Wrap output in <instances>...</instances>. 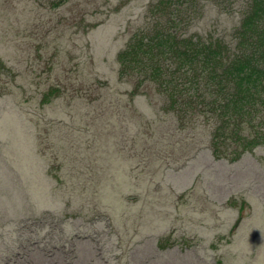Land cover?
Segmentation results:
<instances>
[{"label":"rangeland","instance_id":"rangeland-1","mask_svg":"<svg viewBox=\"0 0 264 264\" xmlns=\"http://www.w3.org/2000/svg\"><path fill=\"white\" fill-rule=\"evenodd\" d=\"M155 1L0 0V132H6L10 139L0 137L5 141H0V168L5 162L10 167L0 172V182L14 192L22 191V184L15 179L19 177L15 159L29 182V170L39 162L25 142L24 133L29 129L30 138L50 147L48 163L55 161L58 168L66 167L59 174V183H53L56 189H49L45 167L33 177L30 197L34 210L52 209L69 216L61 227L62 234L72 236L76 229V238H80L73 246L59 241V226L46 215L44 234H39L44 240L37 242L31 236L20 247L19 236L10 233L13 237L8 240L7 254L0 252V264H69L73 255L77 257L73 264H175L177 260L184 264H222L226 245L212 251L203 236L208 232L229 235L225 227L232 228L237 220L232 218L233 208L243 219L241 224L247 214H252L254 204L264 214V148L245 153L235 164L215 162L205 152L208 148L200 150L212 124L205 127L195 121L192 124L204 130L186 135L176 132L177 120L172 113L161 111L158 97L156 105L146 98L139 100L142 108L133 104L132 108L124 107L119 101L124 100L121 88L130 80L118 79L117 53L125 47L131 31L140 30L143 24L145 28L151 26L154 18L163 24L165 13H173L172 3L164 12H157ZM170 1L181 2L178 7L182 11L194 3L204 5L206 15L196 28L202 34L215 23L228 28L212 0ZM51 90L55 91L49 103L52 106L44 107V111L49 110L52 116L40 119L38 129L30 126L34 134L24 120L32 122L29 111L34 114L39 106L21 103L28 99L36 102ZM57 94L60 98L53 100ZM58 117L73 126L61 142L47 135ZM22 140L25 146L21 149ZM12 144L17 148L16 157L8 153ZM58 146L65 148L62 155ZM120 154L122 157L117 158ZM246 173L249 185L245 184ZM129 177L139 192L147 190L159 196L147 203L153 211L151 217L166 222L172 231L168 234L169 248L159 250L156 246V237L168 230L155 229V221L149 223L144 214L148 206L139 205L131 211L125 206L128 203L122 199L121 190ZM184 183V191L177 196L178 185ZM7 195L2 196L6 203L0 205V224L18 216L21 208L13 195ZM108 198L116 201L107 202ZM123 198L132 203L130 196ZM97 207L109 208L111 213L114 209L117 228L123 213L125 231L105 222L104 212ZM21 221H12V231ZM104 233L111 234L109 241Z\"/></svg>","mask_w":264,"mask_h":264},{"label":"trees","instance_id":"trees-1","mask_svg":"<svg viewBox=\"0 0 264 264\" xmlns=\"http://www.w3.org/2000/svg\"><path fill=\"white\" fill-rule=\"evenodd\" d=\"M155 2H157V12H164V9L172 3L173 13L170 15L165 13L166 21L163 24L159 18L160 25H158L154 18L151 26L147 25L145 28L146 25L143 24L140 30L131 31L125 47L117 53L118 79L124 82L130 80L129 83L124 84V88H121V96L124 98L119 100L123 102L121 104L124 107L132 108L133 104L136 108H142L139 100L146 98L151 105H156L157 102L154 101L156 96L162 101L161 111L165 114L172 113L177 120L179 129L176 132L186 135L204 130L192 124L195 121L199 120L205 127L212 124V130L207 133V138L201 141L205 145L200 150L208 148L209 150L205 149V152L215 162L227 161L229 164H235L241 161L245 153L262 150L264 148V0H212L213 7L219 11L218 15L224 17L228 28L221 22V25L215 23L204 34L196 29L198 22L201 21L199 19L203 20L206 15V9L200 2L197 1L198 6L194 3L189 9L185 7L183 11L178 7L182 5L179 1L156 0ZM229 20L230 25H228ZM0 66L3 67L1 62ZM54 95L55 91L51 90L36 102L28 99L21 103L29 102L39 106L34 114L29 111V116L33 117L32 122L28 119L24 120L28 128L31 129L32 126L38 129L40 119L52 116L49 110L46 112L44 110L52 106L49 103ZM59 98L57 94L53 100ZM6 103H10L9 99ZM4 113L10 114L3 111ZM65 117L69 118L70 115ZM58 119L51 127L52 130L47 131V135L56 142H61L62 137H66L67 129L73 126L69 120L63 121L60 117ZM31 131L34 134L36 132L32 129ZM19 132L22 135V129H19ZM28 132L29 129H26L24 133L26 141H24L39 160L37 167L29 170V182L27 183L22 170L19 169L16 159L15 168L19 172V177L15 176V179L17 184H22V191L14 192L9 186L0 182V205L6 203L2 196L11 194L14 201L19 202V208L21 207L18 216L0 224V252L3 254H7L8 240L13 237L9 236L10 233L16 232L19 236L18 239L22 242L20 247L24 246L31 236L37 242H40V239L44 240L43 237L39 238V234H44L46 215L50 221L58 224L59 241L73 246L75 239H80L76 238V229L72 236L62 234L61 227L66 224L69 216H61L52 209L34 210L35 205L30 197L33 177L37 173L41 174L42 168L45 167L49 173V189H56L53 183H59V174L66 170V167L58 168L54 165L55 161L48 163L46 155L50 147L30 138ZM2 136L7 137L6 132H0V137ZM7 138L10 141L9 137ZM0 141L5 142L2 138ZM23 145L25 146L22 140L21 149ZM1 147L8 151L4 144ZM64 149L63 146H58L59 155H62ZM16 152V145L12 144L8 153L16 157ZM109 152L112 154L111 149ZM121 157L122 154L117 158ZM101 162L107 165L110 160H101ZM203 162L206 161H197V164ZM8 164L5 162L0 172L8 170L10 168ZM130 173L131 167H129V175ZM244 176L247 177L245 184L249 185L251 181L248 173ZM188 179H191V176ZM132 183L129 177L121 190L122 199L128 203L125 206L129 211L139 205L148 206L144 214L149 223L155 221L153 223L155 229L164 227L168 230V233L156 237V246L159 250L169 248L168 234L172 231L166 222L151 217L153 211L147 203L149 198L159 196L152 191L139 192L138 187L132 186ZM185 184L178 185L177 196L184 191ZM124 196H130L132 203L125 200ZM106 200L116 201L115 198ZM97 209L100 213L104 212L102 217L105 222L112 224L118 231H125L126 222L123 220V213L120 226L117 228L114 221L116 217L112 215L115 212L113 208L112 213L109 208L97 207ZM233 209L232 218L237 220L232 228L225 227L230 234L208 232L203 239L211 244L212 251L217 252L221 246L226 245L223 250L226 253L221 255L222 264H233L236 260L239 261L238 264H264V214L260 213L254 204L252 214H247L241 224L243 219H240L237 210ZM72 216L78 218L76 215ZM20 218L22 221L18 223L16 230L12 231V221ZM237 228L238 231L233 234ZM49 235L50 232H47L46 236ZM102 235L106 241L111 239L109 233ZM50 239L53 237L50 236ZM11 252L13 251L10 250ZM141 252L146 251L141 248ZM74 259L77 260L75 255L69 264H73ZM184 263L186 262L177 260L175 264Z\"/></svg>","mask_w":264,"mask_h":264}]
</instances>
